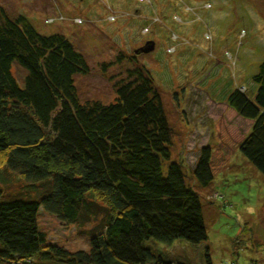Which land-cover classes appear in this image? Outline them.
Here are the masks:
<instances>
[{
  "label": "trees",
  "instance_id": "1",
  "mask_svg": "<svg viewBox=\"0 0 264 264\" xmlns=\"http://www.w3.org/2000/svg\"><path fill=\"white\" fill-rule=\"evenodd\" d=\"M15 64L25 72L21 85ZM137 68L116 82L111 102L82 103L74 78L89 68L74 45L60 33L40 34L25 15L1 11L0 170L25 186L12 196L0 180V264H185L145 243L206 241L200 197L171 158L161 97L149 71ZM252 82L250 92L236 89L205 106L216 142L198 151V187L207 188L237 152L264 176V61ZM212 109L248 126L240 141ZM40 209L67 226L83 228L101 215L104 222L86 251H70L47 242Z\"/></svg>",
  "mask_w": 264,
  "mask_h": 264
},
{
  "label": "rangeland",
  "instance_id": "2",
  "mask_svg": "<svg viewBox=\"0 0 264 264\" xmlns=\"http://www.w3.org/2000/svg\"><path fill=\"white\" fill-rule=\"evenodd\" d=\"M1 11L25 15L40 34L60 33L74 45L89 68L74 78L82 103L111 102L129 70L149 71L172 131L171 158L200 197L207 239L147 246L185 264H206L205 252L211 264H264V176L237 152L207 188L192 177L200 148L216 142L205 112L209 100L220 103L227 93L254 86L264 61V0H0ZM147 43L155 44L151 51L134 53ZM11 71L21 85L24 70L15 64ZM212 112L240 141L248 126ZM1 179L12 196L25 186L5 170ZM37 219L47 242L70 251H86L89 234L104 222L101 215L83 228L67 226L42 209Z\"/></svg>",
  "mask_w": 264,
  "mask_h": 264
},
{
  "label": "water",
  "instance_id": "3",
  "mask_svg": "<svg viewBox=\"0 0 264 264\" xmlns=\"http://www.w3.org/2000/svg\"><path fill=\"white\" fill-rule=\"evenodd\" d=\"M153 48H154V43H152V44L147 43L146 47H144L143 49L141 48L140 50H135L134 53L137 54L141 51L143 53H146V52L151 51Z\"/></svg>",
  "mask_w": 264,
  "mask_h": 264
},
{
  "label": "bare ground",
  "instance_id": "4",
  "mask_svg": "<svg viewBox=\"0 0 264 264\" xmlns=\"http://www.w3.org/2000/svg\"><path fill=\"white\" fill-rule=\"evenodd\" d=\"M97 8V7H96ZM170 63V62H169Z\"/></svg>",
  "mask_w": 264,
  "mask_h": 264
}]
</instances>
